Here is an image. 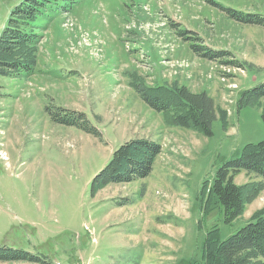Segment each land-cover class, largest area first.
Segmentation results:
<instances>
[{
  "label": "rangeland",
  "instance_id": "1",
  "mask_svg": "<svg viewBox=\"0 0 264 264\" xmlns=\"http://www.w3.org/2000/svg\"><path fill=\"white\" fill-rule=\"evenodd\" d=\"M24 1L0 0V35ZM38 1L36 66L0 76V245L44 262L0 264H202L208 235L224 240L264 211L263 191L225 223L210 192L225 162L264 142V99L238 107L264 83V27L230 14L264 17V0ZM194 44L227 56L201 57ZM131 73L205 92L217 110L212 134L168 124L130 87ZM59 108L83 114L98 136L57 123ZM133 140L160 146L149 175L92 195ZM231 176L235 186L257 181Z\"/></svg>",
  "mask_w": 264,
  "mask_h": 264
},
{
  "label": "trees",
  "instance_id": "2",
  "mask_svg": "<svg viewBox=\"0 0 264 264\" xmlns=\"http://www.w3.org/2000/svg\"><path fill=\"white\" fill-rule=\"evenodd\" d=\"M42 6L41 1L25 0L10 12L0 35V76L15 77L31 72L36 66L38 47L34 22ZM230 14L237 22L264 27V17L261 15H240L236 11H231ZM176 33L184 40L192 39L190 32ZM193 39L201 41L196 37ZM191 47L199 56L210 60L227 56L226 52L214 53L199 44ZM226 63L236 64L233 61ZM129 77L130 87L151 109L162 113L168 124L190 128L205 136L212 134L217 110L213 99L205 92L193 93L176 84L152 87L147 86L136 73L129 74ZM263 99L264 83H261L242 94L238 107L258 108ZM59 111L63 114L54 116L57 123L76 126L86 133L98 136L96 130L86 120H82L83 114L61 108ZM262 119L264 122V114ZM160 152V146L150 141L128 142L114 153L95 177L91 185L92 195L106 182L129 183L147 177ZM240 172L255 177L257 181L246 186H235L231 175ZM210 190L224 211L225 223L241 215L246 205L255 201L264 191V142L245 145L239 157L225 162L217 170ZM201 261L202 264H264V211L256 213L250 222L224 240L208 235L202 247ZM0 262L44 261L23 250L0 245Z\"/></svg>",
  "mask_w": 264,
  "mask_h": 264
}]
</instances>
